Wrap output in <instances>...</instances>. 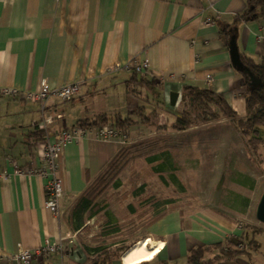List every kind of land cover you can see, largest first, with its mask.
Listing matches in <instances>:
<instances>
[{"label": "crops", "instance_id": "obj_1", "mask_svg": "<svg viewBox=\"0 0 264 264\" xmlns=\"http://www.w3.org/2000/svg\"><path fill=\"white\" fill-rule=\"evenodd\" d=\"M249 1L0 0V88L23 93L37 91L44 82L53 88L79 83L77 93L67 100L51 95L39 103L0 94V264H15L19 246L36 249L73 232V202L120 149L116 140L97 139L103 119L132 116L127 133L147 125L139 121V110L150 119L149 126L172 124L185 86L208 89L239 117L246 115V85L231 63L229 39L235 35L240 56L261 62L264 15H247L245 20ZM142 61L148 68L138 76L151 84H134V72L114 69ZM171 92L178 93L174 105L169 102ZM38 124L46 132L37 129ZM73 127L82 132L59 158L64 195L61 213L54 217L45 206L47 179L32 169L41 165L43 132L52 138ZM160 154L152 156L151 170L164 180L165 164L156 163ZM168 167L174 168L172 160ZM240 198L243 213L248 198ZM224 213L214 208L191 210L175 200L135 241L149 238V246L159 244V249L150 259L133 264H189L193 249L210 247L203 255L207 261L220 254L221 245L237 249V243L244 245L242 253L218 257L213 264H264L263 226L241 225ZM124 253L105 264H124ZM31 264L90 261L74 242L62 253L35 257Z\"/></svg>", "mask_w": 264, "mask_h": 264}, {"label": "rangeland", "instance_id": "obj_2", "mask_svg": "<svg viewBox=\"0 0 264 264\" xmlns=\"http://www.w3.org/2000/svg\"><path fill=\"white\" fill-rule=\"evenodd\" d=\"M198 113L192 112L195 125L187 130L158 134L157 126L147 124L128 133L129 142L120 145L116 176L103 190L104 195L96 197L91 209L94 214L73 231L76 247L103 246L111 251L143 237V220L133 217L136 221L132 223L125 212L131 196H124L142 182L147 192L173 198L191 210L214 208L241 225L260 223L264 228L254 215L264 189V148L259 157L254 156L231 120L220 117L199 123ZM157 135L170 139L154 142ZM258 135L264 140V126L258 127ZM157 153L161 154L156 163L165 164L164 180L152 174L149 157ZM169 160L173 169H168ZM116 182L119 186L115 187ZM240 197L248 198L243 213L239 212L243 210ZM115 226L121 228L120 233L109 234ZM88 255L89 260L94 256Z\"/></svg>", "mask_w": 264, "mask_h": 264}, {"label": "trees", "instance_id": "obj_3", "mask_svg": "<svg viewBox=\"0 0 264 264\" xmlns=\"http://www.w3.org/2000/svg\"><path fill=\"white\" fill-rule=\"evenodd\" d=\"M254 15V18L258 17L259 14L264 15V0H250L249 9L243 15ZM242 17V16H241ZM251 18V17H250ZM249 17L245 18L248 20ZM241 61L246 67V70L241 71L243 74V79L246 87V115L244 117H239L237 113L232 110V108L220 98L219 95L208 89H200L193 86H185L182 96L179 113L176 116L172 124L163 123L158 125L156 128L158 130H171L182 131L187 130L195 125V120L192 117L193 111H199L198 120L199 123H204L209 120L219 119L220 117L228 118L231 120L235 127L241 132L246 139V145L253 152L252 154L259 157L262 154V148H264V140L258 135V127L264 126V57L261 62L255 63L246 57L240 56ZM249 73L260 79V84L252 85L249 79ZM139 73L133 74L130 82L151 84L152 81H147L146 77L138 76ZM216 108L217 112L214 111ZM142 118L139 121H143L149 124L150 120L145 114H142L140 110L137 112ZM133 117L127 116L126 118H116L114 121L107 122L103 119V124H109L115 126L121 132L127 133L128 126L133 123ZM81 126H91L86 122H81ZM98 126V127H100ZM37 133H41L37 131ZM128 134V133H127ZM42 138V137H41ZM165 138L156 137L154 142L165 141ZM119 153V151H118ZM116 156L104 167L103 172H101L95 179L90 181L86 189L76 198L69 211V217L71 220V226L73 231L79 230L84 222L85 218L92 216L94 213L91 211L95 199L98 196H103V190L110 185L111 179H113L117 174L120 154ZM152 159V157H149ZM159 172H162L159 171ZM114 174V175H113ZM162 174V173H161ZM114 186H119V183H114ZM126 195L131 196L130 202L125 207V212L127 215L131 216L132 223L133 217L138 220H143L141 223L144 228L147 225L162 215L166 206L175 202V199L170 197H165L162 194L149 193L146 191V184L142 182L139 185H133L130 190L127 191ZM134 224V223H133ZM121 228L118 226L113 227L108 233H120ZM137 240V239H136ZM136 240H130V243L123 244L111 251L107 247L97 246L91 249L88 246H84L83 249L87 254H94L93 258L90 259V264H105L107 261L113 259H119L121 254L125 252ZM219 245V244H218ZM220 254L214 259L205 261L203 255L210 247H199L193 249L189 254V264H213L214 260L218 257L220 258H231L243 252V249H235L230 247H225L221 245ZM88 257H91L88 255Z\"/></svg>", "mask_w": 264, "mask_h": 264}, {"label": "built area", "instance_id": "obj_4", "mask_svg": "<svg viewBox=\"0 0 264 264\" xmlns=\"http://www.w3.org/2000/svg\"><path fill=\"white\" fill-rule=\"evenodd\" d=\"M123 68L135 73H142L148 68L146 61L131 64L126 63L122 67L115 65L114 69ZM207 79H210V75H207ZM79 89L78 82H72L64 84L58 87H49L47 83H42L40 88L35 92L18 91L15 88H0V94L23 96L31 101L44 103L46 99L53 95L64 100L70 99ZM56 117H59L57 115ZM37 129L45 130V126L38 124ZM46 132V130L44 131ZM42 134L41 149L39 151V157L41 165L32 169V171L45 177V206L51 211L54 217H59L61 208V199L64 195L62 178L59 172V158L64 147L76 138L82 129L80 127L63 128L56 132L51 138L49 134ZM96 137L101 141H112L116 140L122 144L129 142V136L125 132H121L113 125L105 124L96 129ZM41 142V141H40ZM75 232H69L58 238L57 242L49 243L46 242L44 245L36 248H22L19 246L18 252L14 255L15 264H31L33 259L37 256L51 254L55 252L62 253L73 244ZM239 249H243L244 245L237 243Z\"/></svg>", "mask_w": 264, "mask_h": 264}, {"label": "water", "instance_id": "obj_5", "mask_svg": "<svg viewBox=\"0 0 264 264\" xmlns=\"http://www.w3.org/2000/svg\"><path fill=\"white\" fill-rule=\"evenodd\" d=\"M229 55H230L231 63L236 69H238L240 71L246 70L245 65L241 61L239 51H238V47L236 44V38H235L234 34H232L230 36V39H229ZM249 77H250L252 85L260 84V79L257 78L256 76H254L252 73H249ZM177 95H178L177 92H171L170 93V98H169L170 104H172V105L175 104ZM255 218L259 222L264 224V189H263V191L259 197V200H258L256 208H255ZM93 264H95V263H93Z\"/></svg>", "mask_w": 264, "mask_h": 264}, {"label": "bare ground", "instance_id": "obj_6", "mask_svg": "<svg viewBox=\"0 0 264 264\" xmlns=\"http://www.w3.org/2000/svg\"><path fill=\"white\" fill-rule=\"evenodd\" d=\"M159 246V244L149 246V238H142L125 251L123 254V263L133 264L148 260L159 249Z\"/></svg>", "mask_w": 264, "mask_h": 264}]
</instances>
